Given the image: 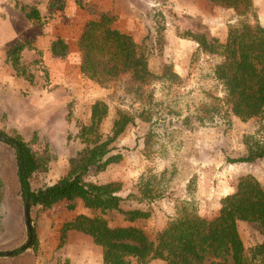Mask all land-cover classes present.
<instances>
[{"label": "rangeland", "instance_id": "1", "mask_svg": "<svg viewBox=\"0 0 264 264\" xmlns=\"http://www.w3.org/2000/svg\"><path fill=\"white\" fill-rule=\"evenodd\" d=\"M154 1L152 5L131 0L132 7L137 8L135 20H139L144 28L120 18V14H109L114 18L113 24L117 29L134 38L139 51L147 59L149 70L159 77L144 89L142 100L136 101L126 90L129 83H115L101 88L86 78L83 80L79 72L77 38L89 19L106 13L102 9L104 0H0V29L9 19L17 25L14 29L11 26L4 28L10 33L14 30L16 34L13 37L7 39L0 36V73L5 75V71L11 69L8 64L2 63L3 49L8 43L11 45L20 39L30 46L25 49L26 63L23 60L22 63L33 76L32 85L37 86L36 93L21 91L10 97L17 106L22 105L27 114L24 119L17 116L9 120L3 112L7 97H2L3 94L6 96L7 89L1 86L0 81V130L9 134L18 127V133L36 153L48 150L51 157L46 171L34 175L32 187L49 186L67 174L69 159L85 147L76 137L77 124L87 122L89 108L94 101L103 100L108 105V117L101 126L104 136L110 134L118 110L136 117L144 113L149 121L137 118L136 124L129 126L113 143L116 147L114 154L122 155L121 160L109 165L102 173L88 176L86 181L97 184L120 182L124 198L130 194L139 197V183L150 182L159 197L142 203L129 198L121 205L123 211L140 209L149 212L150 216L131 223L126 215L117 211L101 213L89 210L86 215L104 218L114 227L132 225L143 230L150 239H154L156 233L175 217L177 207L183 202L191 203L198 215L212 219L218 214L220 200L234 192L241 177H254L264 189V161L235 165L226 163V158L236 159L246 154L245 141L247 137L256 136L259 124L254 120L243 123L225 115L222 88L213 79V67L220 59L195 48L171 45L165 38V30L169 29L172 38L180 40H188L183 38L184 33L192 32L222 42L228 27L235 25L239 19L232 11L216 7L207 0ZM25 2H35L37 5L32 7L40 9L38 11L42 12L43 18L40 16L38 22H28L19 10ZM254 13L259 24L264 26V0H254ZM149 20L152 29L148 28ZM248 22L253 23L252 17L248 18ZM32 26L37 28V32L41 27L40 30L48 31V36L62 38L69 46L68 55L57 63H52L49 58L43 60L44 53L32 46L36 38L28 35L29 29H34ZM34 55L36 60H32ZM174 63L184 65L187 71L183 77L163 75L175 74ZM166 67H169V72ZM62 76L69 77L71 88L57 84L62 88L57 92V86H51L50 81ZM46 90L50 92L49 96L47 92L45 94ZM204 107L208 108L207 112ZM197 118L203 120L200 122ZM34 133L37 139L33 141ZM258 135L262 137V133ZM0 195V252H16L28 241L27 227L14 152L2 142ZM75 203L82 204L80 200ZM68 212L66 202H61L54 213L34 207L29 214L35 227L42 222L40 237L46 240L52 222L63 219ZM238 231L247 256L253 247L263 242V237L251 223L239 222ZM83 246L86 247V243ZM59 248L38 251V242L36 250L29 248L10 257L1 256L0 264H69V260H63ZM90 248L93 264H99L101 250L92 244ZM151 264L165 263L153 260Z\"/></svg>", "mask_w": 264, "mask_h": 264}, {"label": "trees", "instance_id": "2", "mask_svg": "<svg viewBox=\"0 0 264 264\" xmlns=\"http://www.w3.org/2000/svg\"><path fill=\"white\" fill-rule=\"evenodd\" d=\"M207 1L232 11L238 22L228 27L222 42L192 32L184 33L183 38L195 42L201 53L220 59L213 67V79L222 88L225 115L243 123L254 120L259 124L256 136L247 137L245 141L246 154L236 159L226 158V163L235 165L264 161V26L256 19L254 0ZM19 10L30 23L40 20L35 7L20 6ZM249 17L253 19L252 24L248 22ZM113 23V17L102 13L84 24L76 41L80 56L79 72L101 88L115 83H129L127 92L140 101L144 89L159 77L149 70L147 59L139 51L134 38L117 29ZM29 47L22 40L12 43L6 50L5 63L16 78L32 85L33 76L21 62L22 52ZM49 50L52 57L64 59L69 46L57 37L51 42ZM165 70L170 71L169 67ZM163 75L178 78L172 73ZM204 109L208 111L207 107ZM108 111V105L103 100L91 104L87 122L77 124L76 137L85 147L69 159V170L64 177L38 189L32 187V179L35 174L46 171L51 159L48 150L38 154L17 130L13 129L9 134L0 130V138L5 139L2 143L14 152L19 194L23 204L27 201L29 211L38 207L44 212L61 202H66V209L73 211L75 202L80 200L85 209L101 213L117 211L126 215L131 223L150 216L144 210L123 211L121 208L129 198L142 203L159 197L150 182L139 183V197L130 194L124 198L120 182L97 184L86 181L88 176L102 173L109 165L121 160L122 155L114 154L116 147L113 143L129 126L136 124L137 118L150 120L144 117V113L136 117L118 110L110 134L104 136L101 126ZM69 115L70 112L67 119ZM197 120L201 122L203 119ZM258 133H262V137ZM36 139L34 133L33 141ZM239 222L253 224L263 237V242L253 247L248 256L238 231ZM68 231L90 237L102 251L103 264H149L153 260L165 264H264V189L254 177H241L234 192L220 200L218 214L212 219L198 215L191 203L183 202L177 207L175 217L156 233L154 239L132 225L114 227L104 218L83 214L62 225L59 246L65 242ZM27 236L33 239L29 248L36 250L35 225L31 224V229H27Z\"/></svg>", "mask_w": 264, "mask_h": 264}, {"label": "crops", "instance_id": "3", "mask_svg": "<svg viewBox=\"0 0 264 264\" xmlns=\"http://www.w3.org/2000/svg\"><path fill=\"white\" fill-rule=\"evenodd\" d=\"M141 1L144 4H152L155 2L154 0H141ZM123 4H125V5H123ZM24 5L32 7V6L37 5V4H35V2H31V3L25 2ZM121 6H122V8H121ZM119 8L121 9L120 12H119ZM102 9L104 12L111 14L112 16H117L120 14L119 15L120 18H123L126 21H129L131 24H137L139 26V28H144L143 25H140L139 20H135V17L137 15L136 14L137 8L135 6L132 7L131 0H104ZM38 10H40V9H38ZM149 15H150V13L148 14V16ZM40 16H41V18H43L42 12H40ZM146 17L147 16H145V19H148ZM145 19H141V21H146ZM134 20H135V23H134ZM148 24H149L148 28L152 29L151 20L148 21ZM15 25H16V23H13L11 19H9L7 22H4L1 26V29H0V31H1L0 36L7 38V39L10 37H13L16 34V33H14V30L12 33H10L7 30H5L4 28L7 26H11L14 29ZM154 25H155V23H154ZM32 28H34V29L33 30L29 29V31H28V35H33L32 38H34V37L36 38V40L33 42L32 46L34 48H36L37 50L42 51L44 53L43 60H48V58H49L50 60H52V63H57L59 61V59L52 57L50 54V50H49L51 42L54 41L56 39V37L54 38V37L48 36V31L40 30L41 27L38 28L39 29L38 32H37L36 27L32 26ZM139 30H141V29H139ZM142 31L143 30H141V32ZM53 34L57 35V33H53ZM224 36L221 38L222 40L224 39ZM165 38H166V40H168L167 42H171V45L185 46L188 48H195V49L198 48V45L191 40H180V39H177L175 37L172 38V35H171V32L169 31V29L165 30ZM9 45H10V43H8L6 45V47L3 49L4 51L2 52V57H1L2 63H5L6 50H7L6 48ZM171 47H173V46H171ZM25 52H26V50H24L21 54V56H22L21 62L23 60L24 63H26V61L24 59ZM46 55H48L47 58H46ZM36 59H37V57H36V55H34L32 60H36ZM38 59H40V57ZM186 71L187 70L184 68L183 64L174 63V73L177 76L183 77L186 74ZM0 77H1L0 81L2 83L1 86H3L5 88V90L7 89L6 90V93H7L6 96L4 94H3L4 96L2 95V97L4 99H5V97H7L6 101H8L7 104L5 105V109H3V112L7 115L9 120H12L13 118H17V116H19L22 119L26 118V114H27L26 109L22 105L17 106L16 103H13L11 101L10 97L15 95V93H21V91L28 92V93H34V92L36 93L35 88H37V86L29 85L27 82L23 81L22 79H19V78H16L15 76H13L12 69H7V71H5V75L0 73ZM82 78H83V80H85L83 75H82ZM50 82H51V86H57V84H60L61 86L63 85L67 89H68V87L71 88V84H72L69 80V77H66V76H62V78H59L56 81L51 79ZM61 89H62L61 87L57 86L55 88V91L58 92ZM43 91L44 90L42 89V92ZM46 92H47V90L45 91V94H46ZM48 93H50V92H47V95L49 96L50 94H48ZM52 93H54V92L52 91ZM12 103H13V105H12ZM56 105H55V107H56ZM16 129H18V127H15V130ZM58 204L54 205L51 209H49L47 211L54 213L56 210V206H58ZM218 207H219V203H218ZM88 211H89L88 209H85L83 207V204L79 205V204L75 203V209L73 211H69L68 213H66L65 214L66 217H64L63 219H55V221H54L55 223L52 222L51 227H50L51 232H50L49 236L46 238V240H44L40 237V229H42L43 224H42V222L41 223L39 222V225L36 227V235H37V240L39 242V248H40L38 251H42L46 248L47 249H54L55 247L58 246V247H60L59 249L62 253L63 260L64 261L69 260V264H93L92 255L90 253V250H91L90 244H92V246H95V245H94V243L90 237H88L82 233L76 232V231H68L66 233L65 242L63 243L62 246H59V234H60V230L62 228V225L68 221L73 220L77 215H80V214L86 215ZM83 243H86L87 246L86 247L83 246ZM74 245L76 246V248L73 249L72 247ZM97 248H99V247H97ZM101 253H102V251H101ZM101 262H102V254H101ZM101 262L99 261V264H102ZM151 263H152V261L149 264H151Z\"/></svg>", "mask_w": 264, "mask_h": 264}, {"label": "water", "instance_id": "4", "mask_svg": "<svg viewBox=\"0 0 264 264\" xmlns=\"http://www.w3.org/2000/svg\"><path fill=\"white\" fill-rule=\"evenodd\" d=\"M5 141V139H3V138H0V142H4ZM30 211H29V205H28V203H27V201H25L24 202V218H25V224H26V227H27V229L28 230H30L31 229V223H30ZM32 236H30L29 238H28V241H27V243L24 245V246H22L20 249H19V251L18 252H22V251H25V250H27V249H29V247H30V245H31V243H32ZM17 252H15V251H11V252H5V253H1L0 252V257L1 256H4V257H10V256H12V255H15Z\"/></svg>", "mask_w": 264, "mask_h": 264}]
</instances>
